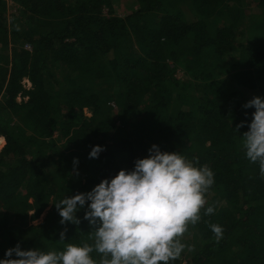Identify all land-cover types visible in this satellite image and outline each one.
I'll list each match as a JSON object with an SVG mask.
<instances>
[{"label":"trees","instance_id":"obj_1","mask_svg":"<svg viewBox=\"0 0 264 264\" xmlns=\"http://www.w3.org/2000/svg\"><path fill=\"white\" fill-rule=\"evenodd\" d=\"M11 1L8 22L0 0V259L17 243H92L87 205L79 225H62L54 204L131 170L155 144L215 173V213L201 211L183 241L194 250L172 264H264V174L242 147L255 109L238 90L264 99V0H133L122 17L111 0ZM209 224L223 227L219 243Z\"/></svg>","mask_w":264,"mask_h":264},{"label":"clouds","instance_id":"obj_2","mask_svg":"<svg viewBox=\"0 0 264 264\" xmlns=\"http://www.w3.org/2000/svg\"><path fill=\"white\" fill-rule=\"evenodd\" d=\"M242 107L255 109L242 134V147L248 161L258 162L264 174V99L254 96ZM243 125L241 121L236 127ZM104 150L93 146L89 158H98ZM77 164L78 158H73L74 171ZM214 183L215 173L207 165L197 166L181 153L161 151L153 144L131 170L121 169L90 191L64 196L54 204L62 225H79L76 213L87 205L83 219L92 229V243H68L62 250L49 251L23 250L17 243L5 251L0 264H172L186 249L194 250L183 241L189 227L201 221V211L215 213L213 206L205 207ZM209 227L219 243L223 227ZM65 232L60 233L61 241Z\"/></svg>","mask_w":264,"mask_h":264},{"label":"rangeland","instance_id":"obj_3","mask_svg":"<svg viewBox=\"0 0 264 264\" xmlns=\"http://www.w3.org/2000/svg\"><path fill=\"white\" fill-rule=\"evenodd\" d=\"M111 4L113 7V15L121 16V17L134 12L135 9L137 8V6L133 0H111ZM6 6H7L6 18H7V21L9 22V21H12L13 14L15 16L16 6L14 5V3L11 0H6ZM104 13L105 14L107 13L106 10H104ZM248 14L250 15V16H248V21L254 22L257 20L259 10L255 6V4H252L250 6V11L248 12ZM188 17H189V15H188ZM25 48L27 49L28 47L25 46ZM180 75L181 74H179V76ZM23 84L25 85L26 88L30 87L29 82H27L26 80H23ZM238 90L240 92V99L243 103H246L247 101L252 99L254 96H259L262 98V96L260 95V93L258 91H248V90H244V89H238ZM21 100H22V98L17 97L18 102H20ZM24 100H26V99L24 98ZM4 145H5L4 138L0 137V151L4 147ZM30 214H31V212H30ZM43 217H44V215H42L38 220L31 222V225H33V226L38 225L42 221ZM182 264H187V259L185 257H184V261L182 262Z\"/></svg>","mask_w":264,"mask_h":264}]
</instances>
